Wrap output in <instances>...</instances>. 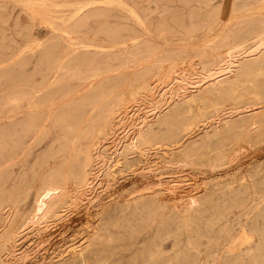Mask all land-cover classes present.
I'll return each mask as SVG.
<instances>
[{
	"label": "bare ground",
	"instance_id": "1",
	"mask_svg": "<svg viewBox=\"0 0 264 264\" xmlns=\"http://www.w3.org/2000/svg\"><path fill=\"white\" fill-rule=\"evenodd\" d=\"M14 1L27 8L37 6L38 9L30 12L31 26L42 22L50 28V33L33 37L29 31L20 54L5 65L0 56V90L7 85L16 89L28 82L24 70L31 61L34 70L38 67L45 70L42 72L54 74L63 68L66 73L80 75L81 68L92 65L96 55H104L99 64L83 72L81 77L88 87L96 81V87L88 89L54 116L53 122L61 127L63 138L68 139L73 134L76 140L87 139L92 143L96 139L92 134L94 121H101L105 126L113 107L125 102L137 105L141 102V110L153 112L152 120L143 118L145 114L140 115L143 119L119 138L120 151L116 145V151L102 157L106 166L113 156L121 157L117 167L125 170L155 157L152 160L156 163L182 162L216 170L235 164L239 167L243 159L264 146V0H255V5L245 3L239 13L234 9V14L224 23L207 25L198 42H195L194 29H189L184 38L168 37L180 27L164 22L155 26L146 23L133 9L128 10L133 25H107L104 18L114 6L125 9L116 0ZM67 10H71L70 15L60 14ZM91 23L95 25L91 26ZM153 31L156 34L151 37ZM99 35L105 38L99 39ZM157 40L173 42L176 46L164 50ZM180 41L184 44L179 46L177 42ZM65 56L68 60L61 62ZM118 71L121 73L113 75ZM194 84L198 85L196 89L188 88ZM153 89L157 90L155 95ZM18 92L13 91L9 98L13 113L19 112ZM35 113L32 111L33 116L22 124L24 133L34 130ZM120 122L119 126L124 128L126 122L122 119ZM18 134L0 129V151L15 149L21 139ZM69 145H61L52 153L54 157L62 155L63 160L38 192L33 213L20 216L24 225L57 217L58 201L67 198L77 202L86 186L89 187L88 168L93 153L89 149L80 155L71 156L68 151V155L64 154ZM130 155H137V158ZM250 165L255 174L264 172V163ZM241 181L244 183L245 176ZM72 184L74 188L68 191ZM56 194L59 195L57 199ZM173 195L175 191L168 192L163 198H140L131 206L125 204V209L119 210L112 221H106L99 231L89 236L91 239L83 248L70 250V258L63 264H104L115 248L128 246L133 248L123 264H196L195 259L200 254L198 240L207 237L212 227L225 216L214 217V222L209 221L203 229L192 231L200 211L195 202L189 200L169 206ZM44 197H49L48 203ZM123 210L128 212L123 215ZM107 224L109 228L105 227ZM110 229H116L125 238L115 239L108 232L103 238ZM187 232L194 235L189 236L183 250L177 248L166 255L164 241L175 240ZM240 232L239 238L236 235L238 243L245 247L237 250L235 255L231 250L226 252L224 264H246L247 258L249 264H259L264 260L261 228L252 224ZM14 234L7 231L0 235V253L14 241ZM99 239L104 240L96 242ZM235 243H231L232 246ZM89 254L92 255L91 263L87 261ZM0 264H3L1 257Z\"/></svg>",
	"mask_w": 264,
	"mask_h": 264
},
{
	"label": "rangeland",
	"instance_id": "2",
	"mask_svg": "<svg viewBox=\"0 0 264 264\" xmlns=\"http://www.w3.org/2000/svg\"><path fill=\"white\" fill-rule=\"evenodd\" d=\"M116 1L124 5L125 9L114 6L104 18L107 25H133V18L128 12L129 9H133L146 23L155 26V24L164 22L180 27L177 32H173L168 37L184 38L189 29H194L195 42H198L203 36L207 25L215 26L224 23L234 14V9H237L236 11L239 13L238 10L245 3L256 4L255 0ZM35 9H38L37 6L27 8L16 4L14 0H0V56L3 59L2 64L9 63V60L22 52L26 34L29 31L33 37H41L50 33V28L42 22L31 26L32 21L29 16L30 12ZM241 13L244 12L241 11ZM60 14L68 16L71 14V10ZM94 25L95 23H91V26ZM155 34L156 32L153 31L151 37H154ZM98 38L103 40L105 37L99 35ZM64 39V44L67 45V39ZM157 42L164 50L176 46L173 42L166 43L160 40ZM177 43L179 46L184 44L183 41ZM64 53L66 51L61 54ZM104 58V55H96L92 65L81 68L80 75L66 73L63 68L58 69L54 74H48L42 72L45 71L43 68L37 67L35 70L40 71L37 72L31 61L24 70L28 75V82L16 89L7 85L0 90V129L9 134L19 133L18 136L21 138L17 147L12 151H0V235L7 231L15 233L14 241L0 253L3 264H63L69 260L68 252L70 250L83 248L95 231H99L106 221H112L119 210L125 209V204L131 206L135 200L140 198H163L172 191H175V195H173L169 206L177 201L189 200L194 201L200 211V217L194 221L195 225L192 226V231L203 229L209 221H215L214 217L225 216L222 221L212 227L213 229L207 237L198 240L200 254L195 259L196 264H224L223 257L226 252L231 250L233 251L232 255H235L237 250L245 247L238 243L240 231L243 228H250L252 224L261 228L260 241L264 243V172L255 174L250 165L254 162L264 163V146L258 152L243 159L242 165L239 167L235 164L216 170L192 167L182 162L156 163L157 161L152 160L155 157L146 159L144 163L137 164L131 170H125L120 166L117 167V160L121 157L113 156L106 166L103 160L107 154L114 152L117 147L120 148H117L119 151L121 150L119 138L124 136L127 130L139 123L141 119L152 120V111L144 110V112L141 110L143 108L141 102L137 105L132 101V103L125 102L114 106L111 118L105 126L101 121H94L92 134L96 137L93 141L95 145L87 139L76 140L73 138V134H70L72 136L68 139L63 138L61 127L53 122L54 116L65 105L83 96L88 89L96 87V81L90 83V87H88L87 81L82 80L81 77L83 72L91 70ZM67 60L68 57L65 56L60 61ZM193 66L198 67L195 64ZM182 67L184 68V66H180V68ZM119 73L121 72L118 71L113 75ZM195 86L198 85L194 84L188 88L193 90L196 89ZM15 90L19 91V112L13 113L11 112L13 105L9 102V98ZM156 92L157 90L153 89V95ZM132 106L134 109H131ZM34 110L36 112L34 114L36 116L34 130L24 133L21 126L33 116L32 111ZM125 110H128L127 113ZM126 115L127 117H125ZM140 115H144L143 118L140 119ZM120 119L123 120V123L126 122L124 124L126 127L119 126ZM69 143V148H65L64 154L68 151L71 156L80 155L82 151L89 149L93 153L92 162L88 168L90 188L86 186L84 194L79 195V201L82 199L80 202L78 200L77 202L68 201L67 198L61 202L58 201L57 217L46 219L41 223L24 225L20 216L27 217L33 213L38 192L63 160L62 155L54 157L52 153L60 149L61 145ZM102 157L104 158L102 159ZM129 157L137 158V155ZM242 176H245L244 183L241 181ZM246 186L245 191L244 187ZM73 188L74 184L70 185L68 191ZM139 193H143L142 196ZM49 194L51 195L52 192ZM55 196L57 199L59 195ZM43 200L48 203L49 197H44ZM70 203H75L76 206L74 207ZM123 211V215L128 212ZM105 227L109 228V225L107 224ZM107 232L115 239L125 238L122 234L119 235L116 229L106 231L103 238L107 237ZM190 235L192 236L194 233H182L175 240L166 239L163 243L164 253L171 254L177 248L182 251ZM211 236L214 237L212 240L209 238ZM103 240L99 239L96 242ZM232 240L235 241L232 242ZM231 243H235L234 247ZM132 248V246L115 248L109 260L104 264H123L127 261ZM87 257L88 263H91L92 255L89 254ZM245 262L249 264V259H245ZM259 264H264V260Z\"/></svg>",
	"mask_w": 264,
	"mask_h": 264
}]
</instances>
